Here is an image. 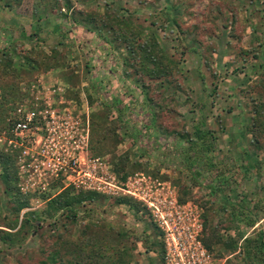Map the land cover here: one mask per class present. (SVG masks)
Masks as SVG:
<instances>
[{
  "label": "rangeland",
  "instance_id": "1",
  "mask_svg": "<svg viewBox=\"0 0 264 264\" xmlns=\"http://www.w3.org/2000/svg\"><path fill=\"white\" fill-rule=\"evenodd\" d=\"M23 1L16 10L3 7L0 0V57L3 52L9 58L19 57L21 42L25 48L37 45L43 51L32 70L26 62L12 64L14 69L0 65V102L5 103L2 95L10 94L11 87L16 90L11 93L13 102L0 108V125L4 114L5 125L11 124L7 120L20 104L48 99L57 105L50 131L56 136L68 133L76 163L51 175L48 166L53 164L54 151L42 130L27 145L32 158L21 157L19 150L15 153L7 185L1 169L9 162L3 159L8 155L4 143L8 134L0 129V264H39L52 250L57 259H64L85 226L94 238L89 232L83 239L90 245L105 240L104 246L117 252L118 264H162V234L154 217L142 201L125 191L138 198H173L178 205L194 206L198 219H203L202 239L210 234L219 238L208 252L215 264H247L246 240L254 252L250 264H264V252L256 251L258 231L264 233V207L259 209L264 206V134L257 137L258 149L252 150L253 137L248 133L253 107L264 106V0H139L145 7L136 0H45L42 27L34 14L37 3L32 9ZM123 8L135 10L126 20L143 31L140 42L152 32L159 47H167L161 53V65L169 70L166 77L152 79L151 62L133 60L121 46L105 45L92 30V24L106 22V9L121 13ZM73 10L89 12L84 28L80 22L71 26L80 17ZM106 36L112 38L111 33ZM94 81L102 89L93 90ZM5 86L7 92L2 93ZM151 98L166 107L153 113L155 129L147 114ZM114 99L120 103V113L109 108ZM105 126L113 140L100 146V152L93 151L90 140ZM202 131L209 132L210 146L203 152L198 141L188 148L186 141L194 143ZM79 141L82 150L76 149ZM179 157H186L199 172V186L178 163ZM205 185L219 188L217 194L210 195ZM66 192L69 197L96 195L74 207L73 225L63 209H50ZM121 199L130 203L118 204ZM15 201L27 205L16 213ZM46 208L53 216L30 219ZM25 216L29 223L22 220ZM234 241L235 247L220 248Z\"/></svg>",
  "mask_w": 264,
  "mask_h": 264
},
{
  "label": "trees",
  "instance_id": "2",
  "mask_svg": "<svg viewBox=\"0 0 264 264\" xmlns=\"http://www.w3.org/2000/svg\"><path fill=\"white\" fill-rule=\"evenodd\" d=\"M4 1L3 7L5 8H9V7H15L16 10H19L20 7H22V0H2ZM136 2H138L139 4H141L142 7H145V4L139 0H136ZM67 7V5H66ZM106 7V6H105ZM56 8H54L55 10ZM53 10V11H54ZM32 11V10H31ZM142 11V10H141ZM73 12L75 14H78L79 20L77 22L72 21L70 24L75 25L78 24L79 22L82 24V27L84 28V26H86V24L88 23L86 21L87 18V14H89V12H82V11H78V10H73ZM50 13V12H49ZM37 21L41 22L44 21L46 19V10L42 9L40 12L37 11L34 13ZM131 15H135V10L130 11V10H126L125 8H123L121 10V13L117 12H113L112 10H107L106 9V13L104 14L105 18H106V22L103 23L101 22L100 25L99 24H92L93 27V31H95L103 40V43L107 46H111L113 47L114 45H118L123 47L125 50L129 51L131 58L133 60H140V61H144V60H148L149 62L152 63L153 65V69H150L149 75L153 78L156 79H160L163 77H166L167 72H169V70L166 67H162L161 65V60L164 59V56L161 55L162 49L165 50V48H167L165 45L163 47H159V44L155 38V36L153 35V33H146L144 39L140 42L139 38L140 35L142 34V30H140L139 28L136 27L135 23L131 22V21H127L126 18ZM144 20V19H143ZM89 21L91 22V19L89 17ZM153 21V20H152ZM151 21V24L154 25ZM168 20L165 19V22H167ZM172 21V19H171ZM175 21V19H174ZM174 26V29L177 30V32H180L181 30L179 29L178 31V26L177 24L172 23ZM163 26V25H161ZM161 26H157L160 27ZM144 29V27L142 28ZM183 32V31H182ZM112 34V38H109L106 36V34ZM8 40L11 41V38L8 37ZM61 44V43H60ZM22 43L20 44V48H19V59L20 60H24L28 67H30V69L32 70V68H34V63L38 64L39 62V58L38 55H40L43 51V48L37 49V45H33L30 48H25L24 45H22ZM63 45V44H61ZM161 45V44H160ZM6 51V50H4ZM17 64H19L18 61H16ZM1 64H6L9 65L11 68H13L12 66V60L11 58H9V54H6L5 52L1 53V57H0V65ZM21 65V64H19ZM3 67V66H2ZM14 69V68H13ZM141 70V69H140ZM7 71L12 72V70L9 68ZM94 86H93V90L96 91V89H99V87L101 88V85L98 81H94ZM0 87H2V85H0ZM11 87V86H10ZM16 87V86H15ZM102 89V88H101ZM10 94L8 95H2V100L5 103H9V102H13V100L15 99L12 96V92H16L15 88L11 87ZM7 92V86H5L2 90V93H6ZM21 97H16V100L20 99ZM152 99V98H151ZM153 103L157 104V107L153 106ZM5 103H1L0 102V108L5 104ZM119 101L117 99L111 100V104H109V108L113 109L115 112L120 113V108H119ZM10 106V105H9ZM151 106V107H150ZM122 109V108H121ZM147 114L149 115L150 121V127L154 128L156 127V122H154V114L153 113H161L162 111L166 110V107L164 105H161V103L156 102L155 99L149 100V102L147 101ZM123 111V110H122ZM7 114V113H6ZM264 106H255L252 109V116H251V122H250V127L248 129V133H250L252 135V139L250 141V147L252 148V150H257L259 147L258 144V140L257 137L261 136L262 134H264ZM5 114L2 117V124L0 125V129H4L3 131L7 130L8 125H5ZM105 128H107L106 126L103 129H97V136L96 139L94 141L90 140V146L91 149L97 152H100V146H104L107 147L108 143L110 144V141L113 140L112 137L109 136L108 132L105 130ZM147 128V127H145ZM116 130V129H115ZM114 129L110 130V134L112 135L114 133ZM165 134V130L161 132V137H163V135ZM209 132L207 131H202L200 132V134H198V136H195V142L191 143V139L186 141V145L189 147H191L192 145H194L196 142L197 145H199V149L201 151H205L207 149L209 145L207 137H208ZM110 138H108V137ZM159 137V139L157 140H161L164 141L163 138ZM112 139V140H111ZM107 143H106V142ZM177 144H179V140L177 142ZM17 152V150L14 151H8V155L7 158L0 153V156L3 157V159H5L7 161V159L9 160V162L4 163L3 168L1 169V179H3L4 183L8 185V172L11 171L13 163H14V156L15 153ZM104 154V153H103ZM182 155V154H181ZM184 157V156H181ZM178 158V163H180L181 165L184 166L185 170H187L189 172V178L192 180L194 185L199 186L198 184V176L200 175L198 171H194L192 169V164L191 162H187L186 161V157L185 158ZM185 159V160H184ZM120 170H122L121 168H119ZM10 173V172H9ZM247 171L245 170L242 174L241 177L244 179V177L246 176ZM249 182V181H248ZM217 184V183H216ZM207 186V188L209 189L208 186L210 185H205ZM219 186V185H218ZM219 190V188H217V190L214 189H209V193L210 195H215L217 194L216 192ZM182 194V192H181ZM187 196V195H186ZM96 198V195L94 193H81V194H76L73 197H69V195L64 194V197L61 200H58L59 202H55L53 205L50 206V209H52L53 211H56L57 208L63 209L66 215V219L69 221L68 223L70 225L74 224L75 218H76V214H75V210L74 207L76 205L82 204L83 201H91L93 199ZM179 200L182 202L183 200L181 198H179ZM118 204H127L130 203L128 200L126 199H121L118 200L117 202ZM26 202L24 201H15L14 202V207L13 210L17 213L20 210H22L23 208L26 207ZM259 205V204H257ZM204 207H206L205 205H203ZM48 207V206H47ZM134 209H138V206L136 204H133ZM264 206L259 207V209L263 208ZM24 215V214H23ZM53 216V214L51 213V211L46 208V210H44V212H41L40 216H31L30 219H33L34 217H36V219H40L43 217H51ZM200 223L201 225H203V219L202 216L200 217ZM36 219L34 221H36ZM22 220L25 223H29V218L27 216H25L24 218H22ZM248 225L253 226V221L247 222ZM63 226L65 227V224H63ZM157 228V227H156ZM18 229H22L20 226ZM204 229V227H203ZM90 232V228H88V226L82 227L80 234H78V237L75 239L74 242V248L70 250V255L65 257L64 259L62 258H58L57 259V252L56 250H52L50 252L46 253V256L44 258L43 261H41L39 264H118L117 262V258H114L115 255H117V252H115V249H113L112 247L109 249V247L104 246L105 240H101V241H95L94 244L90 245L91 243H88V240L85 241L83 238L87 236V234ZM92 232H90L91 234ZM91 236L93 237V235L91 234ZM258 236L259 239L256 242V246L257 249L256 251H260V252H264V248L263 245L264 243L262 242V238L264 239V233L263 232H259L258 231ZM94 238V237H93ZM218 237L215 236L214 234H210L206 239H202V232H201V236H200V241L203 244V247L210 253V247L212 248V243L218 241ZM57 240L59 242V236H57ZM236 241H234V243H224L222 244V247L220 248H233L235 247ZM247 243L249 244V241L246 240L244 242V247L243 248V253L246 255V262L247 264L251 263V259L253 257L254 252L250 251L251 249L249 248V246L247 245ZM255 243V241H254ZM104 247V248H102ZM123 254V253H122ZM162 255H163V249L161 252V263H163L162 261Z\"/></svg>",
  "mask_w": 264,
  "mask_h": 264
},
{
  "label": "built area",
  "instance_id": "3",
  "mask_svg": "<svg viewBox=\"0 0 264 264\" xmlns=\"http://www.w3.org/2000/svg\"><path fill=\"white\" fill-rule=\"evenodd\" d=\"M50 91L53 94L55 91H59V88ZM45 94H48V89L45 90ZM56 106V103L50 102L48 99L39 102L38 98H35L34 102H24L12 113L13 117L7 120V122H11L7 131L2 132L8 134L6 136L8 139H4L7 151L19 150L21 157L29 156L32 158V155L28 153L30 149L27 145H30V138L34 141V137L39 136V133L44 130L45 141L50 147L49 150L54 151L51 155L53 164L48 166L51 175L54 177L58 172L66 170L70 163L72 166L76 163L74 156H72L75 147H69L72 140L68 133L65 132L56 136L50 131L49 124L53 123L54 111L57 110L55 109ZM85 133L87 136V129H85ZM82 144L83 142L79 141L76 149L82 150ZM33 167V171L38 172V167ZM86 172L89 173L90 169ZM125 193L142 201L154 217L153 221L162 234L164 248L162 264H215L200 241L201 223L194 206L191 207L189 204L178 205L173 198L167 200L163 198L153 199L149 195L147 198L144 196L138 198L131 191H125Z\"/></svg>",
  "mask_w": 264,
  "mask_h": 264
},
{
  "label": "crops",
  "instance_id": "4",
  "mask_svg": "<svg viewBox=\"0 0 264 264\" xmlns=\"http://www.w3.org/2000/svg\"><path fill=\"white\" fill-rule=\"evenodd\" d=\"M44 1H45V0H41V1H40V0H26V1L24 0L23 3H26V6H25V7H29V5H33V6H32V9L35 7V5H36V3H37V6H38V10H37V11H41L42 9H45L44 5L47 4V1H46V2H44ZM29 9H31V8H29ZM3 10H4V9H3ZM0 11H1V10H0ZM9 18H10V17H8V16L5 17L6 20L10 21ZM10 19H11V18H10ZM45 21H46V20L41 21L40 23H38V24H37L38 27H42V26H43L42 23L44 24ZM57 31H58V30H57ZM57 31H56V32H57ZM7 40H8V38H7ZM11 41H12V39H11ZM11 41L8 40V43L11 42ZM21 43H22V42H21ZM21 43H20V44H21ZM5 49L7 50V48H5ZM11 60H12V64H14V63L17 64L16 61H18L19 64H25V61H24V60H20L19 57H17V58H15V57H11Z\"/></svg>",
  "mask_w": 264,
  "mask_h": 264
},
{
  "label": "flooded vegetation",
  "instance_id": "5",
  "mask_svg": "<svg viewBox=\"0 0 264 264\" xmlns=\"http://www.w3.org/2000/svg\"><path fill=\"white\" fill-rule=\"evenodd\" d=\"M87 118H88V115H87ZM85 124L87 125V127L89 126V118L86 120ZM87 132H88V130H87ZM73 172H75V171H73Z\"/></svg>",
  "mask_w": 264,
  "mask_h": 264
}]
</instances>
